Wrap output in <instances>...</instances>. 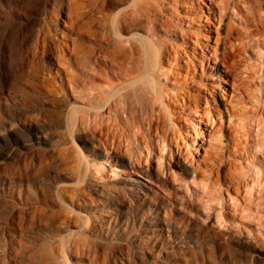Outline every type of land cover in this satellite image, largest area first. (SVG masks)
I'll list each match as a JSON object with an SVG mask.
<instances>
[{"label": "rangeland", "instance_id": "rangeland-1", "mask_svg": "<svg viewBox=\"0 0 264 264\" xmlns=\"http://www.w3.org/2000/svg\"><path fill=\"white\" fill-rule=\"evenodd\" d=\"M122 1L83 0L87 16L55 20L53 0H0V264H264V0H153L157 22L120 32L174 51L159 79L174 140L157 132L139 162L78 121L96 111L86 96L105 75L91 68L135 0ZM44 26L66 56L36 89L31 62L11 83ZM226 105L230 124L215 117ZM120 115L118 129L144 133Z\"/></svg>", "mask_w": 264, "mask_h": 264}, {"label": "bare ground", "instance_id": "bare-ground-1", "mask_svg": "<svg viewBox=\"0 0 264 264\" xmlns=\"http://www.w3.org/2000/svg\"><path fill=\"white\" fill-rule=\"evenodd\" d=\"M128 1L130 0H123L122 2ZM152 1L153 0L132 1V6H130L129 9H126V13L124 11L125 15L120 19H118L119 17H116V20L114 19V27H112V30L109 31L108 37L106 35L107 39L105 42L108 43L109 49L106 53H104V55H100V58H98V56L94 57V60L97 62V64H93L90 73V78L92 81L96 79H102L103 75H105V78L103 79L104 83H102V85L100 86L91 88L88 91L89 93L87 94V96L85 95L87 103L90 104L89 106H92V108L96 111L87 112L86 114H83L84 117H81L78 120L81 123L83 129L90 131L92 133L91 135L95 136L97 135V132H101L105 135L104 137H106V143L108 145H114V143H112V141L114 140L118 145H111L112 147H115L117 145L119 147L121 146L125 148V152L130 154V157L136 159L135 162L140 161L139 155L136 156V153L139 151L138 154H143V151L147 150L148 146H152L154 141L153 139L155 138L154 135L157 132L161 133L164 138H168V140L170 141V146L172 145L171 142L174 140H172L174 133L172 130H170L171 132L169 131V133L167 131V135V129L164 131L162 129L163 126H165V124L163 123V121L165 122L164 108L168 106L169 102L164 106L163 98L164 94L167 91L165 90L166 92H164L163 86L160 84L159 80L160 77H166L167 74H165L166 72L163 71L162 65L166 64L171 57H174V51L168 48L167 42L165 45V43L163 44L161 41L156 40L154 42H151L148 39L136 38L135 36L134 37L136 39L132 36L134 39L127 40L126 38L127 41H125L121 40L120 37V32H124L128 29L137 27L141 28L144 22L146 23V21L148 25L152 24L153 21L157 22V20H152L151 18H155L159 15L158 13L160 11L157 12V10L162 9L163 11L164 9L163 6L157 8ZM86 3H84L83 0H53L52 11L57 17V19L55 20H60L59 16L61 14H64L65 12H68L70 15H74L75 20L87 16L86 9H88V7ZM90 14H92V12ZM50 22L55 27L58 24L52 22L51 20ZM258 22V25L261 24L262 26H264L263 18H260ZM101 23L102 22L98 24L101 25ZM154 25L156 24H153V26ZM46 26L37 31L36 35L32 39L33 41L31 40L33 43L31 45L30 51L26 52V56L15 58L16 60L14 59L15 64L11 72V83L20 78L23 73L25 75L24 71L28 67L27 64L31 62L33 73L31 71V82L29 81L30 84H28L31 85L32 88L36 89L37 87L41 86V84L46 82V80L45 82H42V80L40 81L39 78H41V75H43L44 73V65L46 64L47 60H49L51 57H53L54 59L56 58L57 60V58H64V56H66V52H68V50L66 51L64 44L60 43L63 46L57 44L54 45L53 48H51L52 43L50 45ZM160 27L163 28V26ZM240 39L241 47L237 46V48L234 49V54L232 53L231 56H237L239 58V63H242L243 61H245L244 57H242V54L249 51V49L252 48V45L251 42H249L250 40L248 41V36H242V38ZM176 51L177 50H175V54L177 55ZM223 64V59H220L218 61V65L222 66ZM101 66H105V68H107L106 73H103V71L100 69ZM28 68H30L31 70L30 66ZM234 108L235 107H231V105L229 107H227L226 105L224 106V113H216L215 117L219 119L220 117H222V114L227 117L226 120H228L227 122L230 124L232 123V119H234L236 113L238 112L236 108ZM166 110L169 113L168 109ZM104 113L108 114L110 117H112L113 115L114 119L109 117L106 118ZM122 113H125V115H127L129 120L131 121L136 119L139 120L141 130L144 133H141L139 135H137L136 133L132 137L130 136V133H132V128L134 126L131 128L130 133L127 132V130L122 131V127L118 129L117 118L120 119V114ZM170 116L173 117V115ZM113 120L115 122L114 124ZM172 123H174V121H172ZM103 131H105L106 133H103ZM169 136H171V138H169ZM93 142L96 143V140H93ZM134 145H136V147ZM103 149H109V146Z\"/></svg>", "mask_w": 264, "mask_h": 264}]
</instances>
